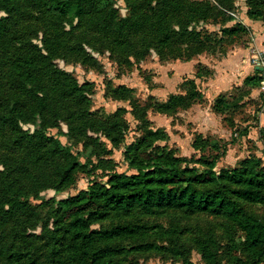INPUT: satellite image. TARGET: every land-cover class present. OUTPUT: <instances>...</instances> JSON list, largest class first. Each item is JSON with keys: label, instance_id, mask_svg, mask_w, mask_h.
<instances>
[{"label": "trees", "instance_id": "obj_1", "mask_svg": "<svg viewBox=\"0 0 264 264\" xmlns=\"http://www.w3.org/2000/svg\"><path fill=\"white\" fill-rule=\"evenodd\" d=\"M124 2L125 16L116 0H0V141L6 149L0 155V264H140L138 256L147 253L197 264L190 256L193 249L204 264H262L264 217L248 208L264 206L262 158L249 155L234 166L217 168L226 142L198 133L192 145L201 153L179 154L167 143V130L153 127L147 116L149 107L173 113L203 100L195 77L184 79L182 91L165 100L149 95L143 104L134 87L112 86L116 98L131 102L138 121L140 133L127 142V107L91 109L93 82L79 83L53 63L60 43L51 28L70 23L83 36L99 31L108 38L106 48L125 59L139 60L152 48L164 55L165 47L173 45L171 55L188 60L216 40L214 33L197 30L200 21L222 24V35L235 40L250 35L251 27L239 16L236 0ZM247 5L250 18L264 19V0H248ZM39 31L42 46L35 42ZM86 44L96 47L87 39L68 48L77 51V61L93 58ZM210 72L199 64L195 76ZM259 81L255 71L243 84ZM235 101L219 93L212 105L227 115ZM51 127L60 128L53 134ZM260 133L264 138V125ZM60 134L80 141L82 149L74 151ZM121 147L128 168L123 171L112 156ZM99 170L86 188L62 194L79 173ZM47 189L55 193L47 197L42 194ZM167 212L221 218L226 242L210 229L187 235L180 224L145 219Z\"/></svg>", "mask_w": 264, "mask_h": 264}, {"label": "rangeland", "instance_id": "obj_2", "mask_svg": "<svg viewBox=\"0 0 264 264\" xmlns=\"http://www.w3.org/2000/svg\"><path fill=\"white\" fill-rule=\"evenodd\" d=\"M247 4L248 0H236L238 14L251 27V36L245 34L235 40L231 36L222 35L220 31L222 24L200 21L196 26L197 30H201L203 33L206 31L214 33L216 40L214 45L193 54V57L188 60L184 57H173L170 53L175 48L173 45L165 47L164 55H160L152 48L139 60L132 55L125 59L122 54L113 53L106 48L105 40L107 41L108 38L99 31H88L83 36L81 28L71 27L70 23H57L51 28L60 43V55L55 57L53 63L70 71L79 83L85 80L93 82L90 90L91 109H103L105 112H112L119 106L127 107V111L123 115L129 123V128L125 131L127 142L140 133L137 130L138 121L130 110L131 102L125 98H116L111 92L112 86L124 83L134 87L136 98L143 104L149 100V95H154L158 100H165L171 93L182 91L181 82L184 79L195 77L198 87L204 93V99L193 103L186 109L180 108L173 113H163L149 107L147 116L151 120V125L165 128L169 133L167 140L169 146L175 148L179 154L187 156L193 154L198 156L201 153L192 145L198 133L206 138H218L226 142L227 151L219 159L217 168L234 166L238 160L249 155L260 156L264 165V138L260 133L264 125V98L259 93L258 84L249 87L243 84L244 78L248 74H253L254 71L245 67L235 69L231 60L232 50L236 47L245 49L246 46L251 45L250 43L254 38L253 28L250 25L252 18L247 15ZM116 6L121 15L127 14L128 10L124 0H116ZM38 21L42 27H46L40 20ZM258 24L261 25V32H264V19H260ZM42 35L43 32L39 31L38 37L35 38V42L39 46H42ZM87 39L92 40L96 47L84 45L93 55V58L89 60L90 62L84 63L77 61V51H70L68 48L72 47V43H79L81 40ZM186 48H188L186 45H182L181 51L187 52L188 49ZM43 51L46 53L45 49ZM62 54L66 56L60 57ZM66 58L70 60L67 61ZM199 64L207 66L211 72L205 77H196L195 73ZM203 73L206 72L203 71ZM219 93H226L227 97L234 101L239 99L236 106L232 107L234 110L229 111L227 115L217 112L212 105ZM30 128H33L32 125ZM59 128L51 127L50 131L56 134ZM61 128L67 131V126L63 122ZM59 137L63 143L71 144L74 151L82 149L80 141H73L64 134H60ZM5 150L0 141V155ZM112 156L117 161V170H128L122 155V147L115 148ZM100 174V170L95 175L79 173L75 184L62 194H73L81 188H86L89 181L93 177L100 176ZM54 193L53 189L42 192L47 197ZM248 208L264 217L263 205L252 204L248 205ZM145 219L149 223H159L164 226L172 223L180 224L189 230L187 235L191 232L198 233L210 229L215 231L221 242H226L220 225L222 221L219 217L216 218L203 213L185 215L167 212L161 215L147 216ZM190 256L197 264H204L196 249L191 251ZM138 257L140 264H182L179 260L154 253L141 254ZM222 264L227 263L223 261Z\"/></svg>", "mask_w": 264, "mask_h": 264}, {"label": "crops", "instance_id": "obj_3", "mask_svg": "<svg viewBox=\"0 0 264 264\" xmlns=\"http://www.w3.org/2000/svg\"><path fill=\"white\" fill-rule=\"evenodd\" d=\"M251 24L253 28V34L254 38L252 42L250 43V46H246L245 49H241L236 47L234 50H232V61L234 63V68H240V67H245L246 69L252 71H256L252 64L250 63L249 57H250V51L252 47H257L258 49H261L264 51V32H261V25L258 24L259 20H254L251 19ZM248 56V57H247ZM257 91V90H256Z\"/></svg>", "mask_w": 264, "mask_h": 264}, {"label": "built area", "instance_id": "obj_4", "mask_svg": "<svg viewBox=\"0 0 264 264\" xmlns=\"http://www.w3.org/2000/svg\"><path fill=\"white\" fill-rule=\"evenodd\" d=\"M250 52V63L260 75L258 90L264 98V51L257 47H252Z\"/></svg>", "mask_w": 264, "mask_h": 264}]
</instances>
